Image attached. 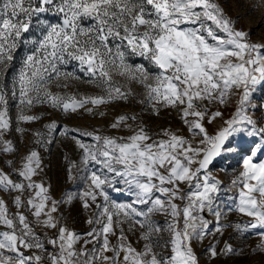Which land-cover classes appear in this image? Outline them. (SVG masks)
<instances>
[{
	"label": "snow or ice",
	"instance_id": "6c2138e0",
	"mask_svg": "<svg viewBox=\"0 0 264 264\" xmlns=\"http://www.w3.org/2000/svg\"><path fill=\"white\" fill-rule=\"evenodd\" d=\"M236 23L223 0H0V153L19 151L7 133L24 136L23 125L44 119L32 114L36 106L104 118L108 106L135 101L154 117L170 109L183 125L153 134L125 112L109 125L119 134L64 126L59 135L79 150L77 159L65 157L68 179L83 172L85 187L60 199L36 179L43 172L38 150L19 164L8 159L9 171L0 169V264H201L193 242L228 230L257 237L251 254L264 255V101L254 99L264 89V43ZM71 81L98 92H69ZM60 127L51 121L35 130V143L47 148ZM228 156H239L241 169L232 180L238 196L222 210V181L210 168ZM77 200L92 213L87 233L61 211ZM230 212L243 219L232 223ZM207 254L205 264L238 253L217 239Z\"/></svg>",
	"mask_w": 264,
	"mask_h": 264
},
{
	"label": "rangeland",
	"instance_id": "374dc122",
	"mask_svg": "<svg viewBox=\"0 0 264 264\" xmlns=\"http://www.w3.org/2000/svg\"><path fill=\"white\" fill-rule=\"evenodd\" d=\"M259 3L264 4V0H223V6L225 11L235 20L238 19L236 23V28L243 29L250 33V39L254 43H264V6L254 9V5ZM54 19V18H50ZM26 54V50H21L17 53L16 60L13 66L9 69V74L7 76L6 82L11 84L12 77L16 74L21 66V61L23 55ZM133 64L147 63L138 57H133L130 61ZM67 71H77L75 65H69L66 69ZM83 77L82 73H78ZM136 91H141L138 86L134 85ZM53 91H61V89L53 88ZM69 92H78L80 94H95L98 92L93 86L84 84L82 82L71 81L70 87L67 89ZM254 99L257 102L264 101V89L259 90ZM142 106L136 104L132 101L130 104H124L123 102H118L116 104L107 107L106 111L108 115L104 118L100 117H90L87 114H71L65 115L62 112L54 111L47 106H36L32 109V114L43 115L44 119L32 123L25 124L23 127L28 129L24 136H21L15 131L6 134L7 139H11L19 151L12 156L0 153V169L4 171H9L7 167V160L13 159L17 164L20 162V158L27 153L30 149L35 148L41 154L43 172L36 177L38 181H43L46 185H51V192L54 198L60 199L67 192H79L85 187V181L82 178L84 176L83 172H74L76 179H68L66 168L68 166L69 159H77L79 156V150L76 148L74 142L71 139L61 137L59 131H62L64 126L69 128H80L82 130H93L94 128H101L107 133H115L110 129L109 125L113 118L119 114L128 112L137 114L141 121L148 127V129L155 134L161 127H170L174 130L182 129L183 125L179 120V117L172 110L162 111L160 117H154L149 111H141ZM17 102L14 100H9V115L13 121V128H15V120L17 116ZM259 115V113H257ZM51 121H56L61 127L55 133L53 138V143L48 145L47 148L42 147L35 143L33 137V132L35 130L46 131L44 125L50 123ZM211 131L213 125H208ZM128 134V133H123ZM186 134V132H185ZM85 142H91L89 138H83ZM241 169V161L239 156H228L219 159L214 162L211 166L210 171L217 179L222 181L221 191L218 197V203L222 210L225 209L226 203H231L233 197L238 196V188L232 185V180L239 174ZM13 179H17L15 175L12 176ZM112 197L119 202H128L129 197L124 194L111 193ZM7 199V197H5ZM9 211L14 213L16 211L15 207L9 202ZM65 213V218L70 227L74 228L79 233H87L90 227L86 220L92 215L88 210H84L81 207L80 202L74 201L71 208L65 205L62 209ZM229 220L232 223L239 222L243 218L236 212H230L227 214ZM158 223H163V217H154ZM208 219H212L211 216ZM0 228V231H3ZM40 231V229H37ZM129 239L133 241L134 246L139 247L136 244V236L129 234ZM219 240V247H223L225 241L232 243L234 247L237 248V255L234 256H221L216 260L212 261L211 264H264V255L259 253L251 254V249L255 247L257 243V237L253 235L236 234L235 232L228 230L223 236H208L203 242H193L194 250L197 256L201 260V264H205L208 261L207 249L210 245H213ZM112 243L116 242L115 237H111ZM91 247V245H89Z\"/></svg>",
	"mask_w": 264,
	"mask_h": 264
}]
</instances>
